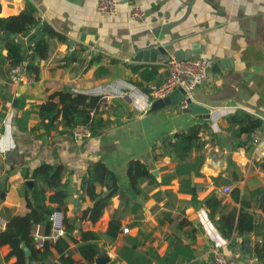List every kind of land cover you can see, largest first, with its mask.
<instances>
[{"label":"crops","instance_id":"obj_1","mask_svg":"<svg viewBox=\"0 0 264 264\" xmlns=\"http://www.w3.org/2000/svg\"><path fill=\"white\" fill-rule=\"evenodd\" d=\"M25 1L0 0V16L17 13ZM28 1L34 15L62 38L43 33L47 53L34 59L38 72L31 82L25 77L11 82L9 65L0 57V229L8 216L26 211L30 171L49 162L62 166L60 181L67 193L62 216L74 218V239L68 240L71 264H84L77 244L80 231L87 230L99 236L93 260L104 253V264H212L213 244L238 264H264V169L259 165L264 160V0H117L110 15L97 12V0ZM132 5L143 8L142 20L129 19ZM170 21L175 22L164 26ZM22 41L27 44V37ZM150 46L162 49L155 62L132 60ZM5 53L0 42V54ZM169 55L208 58L207 76L188 94L190 110L183 108V95H173L175 101L149 111L157 98L136 99L135 94L162 81V61ZM142 64L156 66L151 78L130 68ZM100 66L107 73L95 76ZM63 88L100 94L106 123L97 133L77 140L55 128L31 129L38 121L36 104ZM202 108L209 111V121L197 115ZM235 111L262 120L252 131L260 142H253L251 133L231 132L227 117ZM192 123L206 124L199 130L200 148L183 158L173 153V160L161 152V137H172ZM131 158L144 162L155 178L153 183L141 180L139 191L131 190L125 174ZM95 160L114 171L117 188L91 222L78 219L92 203L80 188V177ZM224 186L229 190L223 191ZM95 187L106 190L99 183ZM211 193L220 200L212 216L201 202ZM240 210L253 216L252 228L223 235L215 220L222 215L220 222L230 223ZM110 219L119 222L112 239L105 235ZM37 226L45 234L42 223ZM8 250L7 244L0 245V264L15 259L4 258ZM56 259L51 248L45 264Z\"/></svg>","mask_w":264,"mask_h":264},{"label":"trees","instance_id":"obj_2","mask_svg":"<svg viewBox=\"0 0 264 264\" xmlns=\"http://www.w3.org/2000/svg\"><path fill=\"white\" fill-rule=\"evenodd\" d=\"M34 14L35 7L26 0L23 8L17 13L0 16V42L6 50L5 55L0 54V57L6 60L9 68L17 63H22L24 70L36 77L38 64L34 59L46 56V38L43 34L27 44L22 41L23 37H27L41 24V20ZM4 32L14 33V36L7 35L2 38L1 35ZM48 33L62 38L54 31ZM130 68L132 70L139 69L140 75L148 79L154 75L156 66L154 64H142L131 65ZM104 73H107L106 67L100 66L95 70L94 75L98 76ZM100 103V94L73 92L67 88L51 91L43 101L36 104L38 121L31 129L40 127L43 131H49V129L55 128L58 132L69 133L75 124L83 123L89 126L92 134H95L106 123L101 117ZM227 119L229 128L234 135L240 133L249 135L262 123L259 117L241 111L231 113ZM58 125L62 128L58 129ZM205 126V123H192L185 129L172 134V137H161L159 142L161 152L173 160V153L179 158H183L189 150L200 148L203 145V140L199 138V130ZM259 165L264 169V160L260 161ZM61 171L62 166L60 164L49 162H40L30 171V177L33 181L29 190L24 193L26 211L23 214L8 216L4 227L0 229V245L7 244L9 247L4 258L9 255L15 257L11 264H24L23 246L27 247L35 260L47 258L52 248L57 253V259L52 261V264H55L56 261L61 264H71L74 261L68 251V240L74 239L72 236L74 218L71 220L62 217L63 235L54 240L43 239L41 244L37 245L31 234L32 226L37 223H42L43 232L46 234L50 224L47 219L48 214L52 210H62L64 207V198L67 193L60 181ZM125 174L128 185L133 191H139L138 184L143 179H147L150 183L155 181L154 175L149 171L147 165L134 158L126 162ZM169 177L170 175L163 177L160 181L168 180ZM97 183L104 185L106 190L97 191L95 187ZM116 185L114 171L107 168L101 160L90 162L85 173L80 177V188L92 203L81 210L78 219L87 218L91 222L97 220L103 208L109 203L111 195L116 191ZM50 188H53V191L47 194L46 191ZM201 202L208 208L211 216L220 207V200L212 193L202 199ZM262 208L264 209V204ZM221 220H223L222 215L215 221L223 235H228L233 229L238 233L246 232L253 226V216L243 210L238 211L236 219L230 223L220 222ZM118 223V220L115 219L108 221L105 235L109 239H112L118 230ZM98 238V234L93 231H80L79 239L81 241L77 244V251L84 264H93V255L97 251L96 240ZM255 253L260 255L258 248H255Z\"/></svg>","mask_w":264,"mask_h":264},{"label":"built area","instance_id":"obj_3","mask_svg":"<svg viewBox=\"0 0 264 264\" xmlns=\"http://www.w3.org/2000/svg\"><path fill=\"white\" fill-rule=\"evenodd\" d=\"M117 2V0H97L95 8L101 15H110L116 11ZM144 16L145 12L143 8L137 5H132L128 11L129 19L142 20ZM162 64L165 69V74L162 81L149 85L146 92L135 94L136 99H155L164 97L176 88H181L184 90L185 95L188 96L190 91L200 81L206 78L210 60L204 56L178 59L172 55H169L165 57V59L162 61ZM23 77H25L24 80L26 82H31L34 79L33 74H28L24 70L22 63H17L9 68L8 79L11 82L17 83L22 81ZM181 101L184 105V99ZM261 119L264 121V116H262ZM213 123L214 122L212 121L210 124L212 129L215 128V123ZM70 133L72 137L80 140L89 137L91 135V129L87 124L77 123L71 128ZM250 136L253 142H260V139L255 132H251ZM222 190L228 191L229 187L224 186L222 187ZM62 217L61 210H53L49 213L48 219L50 221V229L46 234L40 233L37 224L32 226L31 234L33 235L37 245H40L43 239L54 240L56 237L63 235L64 229ZM123 229L126 230L125 227ZM210 253L212 264H238L233 258L228 257L217 244H213L210 247ZM55 264L61 263L56 261Z\"/></svg>","mask_w":264,"mask_h":264},{"label":"water","instance_id":"obj_4","mask_svg":"<svg viewBox=\"0 0 264 264\" xmlns=\"http://www.w3.org/2000/svg\"><path fill=\"white\" fill-rule=\"evenodd\" d=\"M173 22L175 21H170L169 23H165L164 26L166 25H171ZM50 30V25L46 22V21H42L41 24L35 28L33 31H31V33L27 36V41L28 43L31 42L34 38L36 37H40L43 35L44 32H47ZM7 35L13 37L14 33H7L4 32L1 37H6ZM161 47L160 46H150L147 47L145 49L139 50L137 51L133 57L132 60L135 61H141V62H155L157 55L159 54V52L161 51ZM176 57V56H175ZM179 58V57H177ZM178 92V95H176ZM181 95L184 96V107L187 110H190L191 108V100L189 99V97L187 95H185L184 90H182L181 88H176L175 90H173L172 92H170L168 95L164 96V97H159L157 99H155L150 107H149V111L153 110V109H157L159 107H163L164 105H166L167 103L173 102L175 101L177 98ZM207 109L202 108L201 111L198 112V116H201L204 121H209V111H206ZM153 173H156V171H152ZM23 251H24V263L25 264H45L46 261L44 259L42 260H35L29 250L27 249V247L23 246ZM108 258L106 257V255L104 253H100L99 255H95L94 256V263L95 264H104L105 262H107Z\"/></svg>","mask_w":264,"mask_h":264}]
</instances>
